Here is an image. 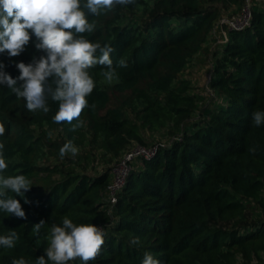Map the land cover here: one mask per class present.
<instances>
[{"label":"trees","instance_id":"1","mask_svg":"<svg viewBox=\"0 0 264 264\" xmlns=\"http://www.w3.org/2000/svg\"><path fill=\"white\" fill-rule=\"evenodd\" d=\"M245 1L136 0L88 16L97 27L86 38L114 48V65L121 58L127 63L110 83L101 66L89 69L95 88L80 119L91 146L110 160L134 145L159 146L153 158L132 163L114 206L111 169L90 175L91 153L60 158L65 142L82 141L75 137L78 128L53 122L58 103L49 100L47 114L30 112L0 85L4 174L32 181L23 197L8 193L26 219L0 211V235L14 230L19 237L14 248L0 247V264L44 255L49 228L62 226L66 215L77 224L104 227L100 254L87 264H141L145 252L161 264H264V124L252 123V113L264 111V2L253 1L250 25L242 31L220 26L218 5L241 9ZM34 40L18 57L0 54L13 78L20 75L16 63L43 55ZM212 43L206 87L211 94L205 96L180 76ZM110 86L131 92L127 106L109 108ZM159 133L167 143L154 139ZM42 219L46 224L35 233ZM133 236L140 245L130 244Z\"/></svg>","mask_w":264,"mask_h":264},{"label":"clouds","instance_id":"2","mask_svg":"<svg viewBox=\"0 0 264 264\" xmlns=\"http://www.w3.org/2000/svg\"><path fill=\"white\" fill-rule=\"evenodd\" d=\"M136 0H0V54L9 58L18 57L29 45L32 36L39 58L33 56L30 63L15 64L20 75L13 78L4 71L6 65L0 62V85L6 86L18 99L25 101L30 112L50 111L49 100L58 103V111L53 122H67L75 131L83 126L82 111L89 107L88 97L95 88L89 69L101 66V75L109 83L118 78V68H126L121 58L114 65L108 44L101 45L86 38L85 33H93L97 24L88 16L98 17L117 6L134 5ZM29 30H31V35ZM95 107V105H91ZM75 121V123H73ZM252 123L259 127L264 124V111L252 113ZM5 125L0 123V136L5 134ZM0 143V211L17 218L26 219L21 203L8 193L23 197L32 188V181L24 174L5 175L8 167ZM79 149L72 141H67L59 149L60 158L66 154L75 157ZM254 152L255 149H250ZM25 204L30 202L25 199ZM45 220L33 226L39 233ZM103 227L92 223L77 224L67 215L62 226L53 223L46 236L48 246L44 255L35 258L20 256L12 264H68L79 258L87 264L100 254L104 241ZM16 231L0 235V247L11 249L18 239ZM131 245H140L138 236L130 239ZM141 264H161L150 252H145Z\"/></svg>","mask_w":264,"mask_h":264},{"label":"rangeland","instance_id":"3","mask_svg":"<svg viewBox=\"0 0 264 264\" xmlns=\"http://www.w3.org/2000/svg\"><path fill=\"white\" fill-rule=\"evenodd\" d=\"M221 7V18L226 19L228 17H231L233 14H236L238 12L241 11V9L243 8H238L236 6L233 5H225L224 3H219L218 4ZM243 6V5H242ZM217 32V31H216ZM217 34V33H216ZM220 36V34L218 33V37ZM219 42L221 41L220 37L218 38ZM217 43H212L211 46H209L208 51H206L205 53H203L201 56H197L195 58V60L193 61V63L189 66V68L187 70L184 71V73L180 76V77H185L187 79H189L193 86L196 88V92L197 93H201L202 95L207 96L208 94H211V92H209L207 90V83L210 80V72H209V66L207 64V58L209 57V53L211 50V48L215 47ZM109 92L111 95V103L109 105V108H115V107H119V106H127L130 99H131V92H126V93H119L118 91L114 90L111 86L109 87ZM87 128L86 127H80L76 130V134L75 137L76 139H78L79 141H82L81 144L75 145L79 151L77 155H87L89 153H91V160L94 164L93 168H90L88 170V173L90 175H94L96 173H103L104 171H106L107 169H111V176L112 178L114 177V173H117L119 167L118 165L120 164V162L124 159V157L130 153L132 150H135V148H137V146L139 145H134L131 148H128V150L126 152H124V154H122V156L118 159L115 160H110V156H105L102 153L96 151V149L91 146L90 144V140L87 136ZM154 135H147L148 140H151L153 138ZM155 140H158L160 142L163 143H167V139L168 138H164L162 137V134H156L154 136ZM154 147V146H152ZM151 147V148H152ZM71 155V154H70ZM46 163H52V160L50 161H46ZM248 217H251V210L248 211L247 213Z\"/></svg>","mask_w":264,"mask_h":264},{"label":"built area","instance_id":"4","mask_svg":"<svg viewBox=\"0 0 264 264\" xmlns=\"http://www.w3.org/2000/svg\"><path fill=\"white\" fill-rule=\"evenodd\" d=\"M253 1L263 3L264 0H246L242 10L231 17L223 19L220 21V26L227 25L231 30L242 31L250 25L252 18V4ZM216 32V31H215ZM161 146H164L162 144ZM159 146H154L150 148H145L142 146H137L135 150L128 153L124 159L118 165L119 169L117 173H114L112 184L109 186V200L112 206L116 205L118 199L117 194L124 187L126 180L129 176L132 163L140 157L151 159L153 158ZM103 227V226H100ZM104 230V227H103Z\"/></svg>","mask_w":264,"mask_h":264}]
</instances>
